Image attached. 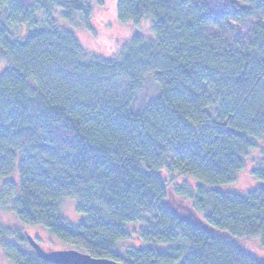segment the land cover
Listing matches in <instances>:
<instances>
[{"label": "trees", "instance_id": "16d2710c", "mask_svg": "<svg viewBox=\"0 0 264 264\" xmlns=\"http://www.w3.org/2000/svg\"><path fill=\"white\" fill-rule=\"evenodd\" d=\"M240 1L227 18H264V0ZM90 2L105 0H0V209L122 264H264L234 240L264 249V187L216 189L247 168L264 183V23L237 50L208 36L224 16L190 0H119L118 20L149 18L154 39L136 35L118 59H89L58 21L80 15L91 30ZM146 80L159 94L137 109ZM66 199L85 216L79 225L63 218ZM0 253L48 264L2 225Z\"/></svg>", "mask_w": 264, "mask_h": 264}, {"label": "rangeland", "instance_id": "374dc122", "mask_svg": "<svg viewBox=\"0 0 264 264\" xmlns=\"http://www.w3.org/2000/svg\"><path fill=\"white\" fill-rule=\"evenodd\" d=\"M119 0H105L104 6H99L96 2H90L92 7L91 30L85 29L82 25V17H75V25H70L59 19L61 27L73 32L82 45L89 59L99 58L102 60H116L120 57L122 49L134 36L141 35L145 39H154L152 32V23L149 18L143 20L140 24L132 22L121 23L117 17V4ZM180 2L184 0H170ZM195 4L205 7L210 13L224 16L221 29H211L208 31L210 39L226 43L234 49L248 48L246 45L251 43L254 37L256 26L264 23L262 16H256L247 19L244 22H236L227 18L226 14L233 9L243 6L240 0H190ZM60 13H58L59 15ZM2 18L5 15L0 14ZM5 20V19H4ZM15 38H22L27 33L23 26H14L10 28ZM241 49V50H242ZM4 70V65L0 62V73ZM159 94L158 86L152 80H146L144 89L138 96L137 109L144 108ZM260 158L258 151L252 152L249 157V165L255 164ZM17 176L14 178L16 180ZM180 180V179H179ZM181 180H184L181 178ZM189 184L192 179H186ZM264 187L263 182L255 181L251 178L249 168L238 175L234 184L216 187L219 191L236 193L244 195L247 192L257 188ZM170 204L184 215L191 216V211L187 208L184 201L179 197L171 195ZM63 218L71 225H79L85 220V216L76 211V202L73 199H66L62 209ZM0 225L9 228H15L26 235H31L46 250H65L69 247L58 241L44 227H27L13 214L10 206L0 209ZM238 244L249 250V252L264 258V249L261 248L259 239H234ZM132 242L126 243V247L134 246ZM0 264H9L0 253Z\"/></svg>", "mask_w": 264, "mask_h": 264}, {"label": "water", "instance_id": "95a60500", "mask_svg": "<svg viewBox=\"0 0 264 264\" xmlns=\"http://www.w3.org/2000/svg\"><path fill=\"white\" fill-rule=\"evenodd\" d=\"M25 236L37 256L48 264H122L111 259L94 258L76 249L46 250L27 232Z\"/></svg>", "mask_w": 264, "mask_h": 264}]
</instances>
